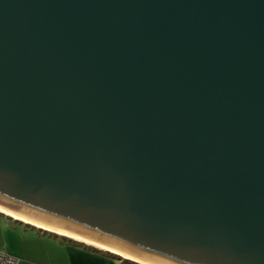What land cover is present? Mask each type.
<instances>
[{
  "label": "water",
  "instance_id": "water-1",
  "mask_svg": "<svg viewBox=\"0 0 264 264\" xmlns=\"http://www.w3.org/2000/svg\"><path fill=\"white\" fill-rule=\"evenodd\" d=\"M2 212L136 264H264V0H0Z\"/></svg>",
  "mask_w": 264,
  "mask_h": 264
},
{
  "label": "crops",
  "instance_id": "crops-1",
  "mask_svg": "<svg viewBox=\"0 0 264 264\" xmlns=\"http://www.w3.org/2000/svg\"><path fill=\"white\" fill-rule=\"evenodd\" d=\"M0 251L17 264H111L93 249L0 213Z\"/></svg>",
  "mask_w": 264,
  "mask_h": 264
},
{
  "label": "trees",
  "instance_id": "trees-1",
  "mask_svg": "<svg viewBox=\"0 0 264 264\" xmlns=\"http://www.w3.org/2000/svg\"><path fill=\"white\" fill-rule=\"evenodd\" d=\"M88 247V246H87ZM94 252H96L97 254H99L100 256H102L105 260H108L109 262L112 263V259H115L116 261H118V264H136L130 261H126L124 259H116L112 254L105 252V251H97V250H93Z\"/></svg>",
  "mask_w": 264,
  "mask_h": 264
},
{
  "label": "built area",
  "instance_id": "built-area-1",
  "mask_svg": "<svg viewBox=\"0 0 264 264\" xmlns=\"http://www.w3.org/2000/svg\"><path fill=\"white\" fill-rule=\"evenodd\" d=\"M17 258L0 251V264H17Z\"/></svg>",
  "mask_w": 264,
  "mask_h": 264
},
{
  "label": "bare ground",
  "instance_id": "bare-ground-1",
  "mask_svg": "<svg viewBox=\"0 0 264 264\" xmlns=\"http://www.w3.org/2000/svg\"><path fill=\"white\" fill-rule=\"evenodd\" d=\"M3 213V212H2ZM5 214V213H4ZM6 215H9V214H6ZM11 216V215H10ZM12 217V216H11ZM20 220V219H19ZM21 221H23V220H21ZM24 222H26V221H24ZM27 223H29V222H27ZM30 224H32V223H30ZM32 225H34V226H36V227H40V228H43V229H45V230H48V231H51V232H55V231H52V230H49V229H46V228H44V227H41V226H38V225H35V224H32ZM55 233H58V232H55ZM58 234H61V233H58ZM61 235H64V234H61ZM65 236H67V235H65ZM70 237V236H69ZM76 239V238H75ZM96 247H99V246H96Z\"/></svg>",
  "mask_w": 264,
  "mask_h": 264
},
{
  "label": "rangeland",
  "instance_id": "rangeland-1",
  "mask_svg": "<svg viewBox=\"0 0 264 264\" xmlns=\"http://www.w3.org/2000/svg\"><path fill=\"white\" fill-rule=\"evenodd\" d=\"M100 251H102V250H100ZM113 255V254H112ZM114 256V255H113ZM115 257V256H114ZM109 260V259H108ZM110 261H112V263L111 264H118V261H116L115 259H112V260H110Z\"/></svg>",
  "mask_w": 264,
  "mask_h": 264
}]
</instances>
